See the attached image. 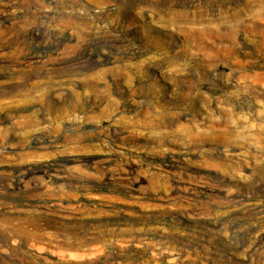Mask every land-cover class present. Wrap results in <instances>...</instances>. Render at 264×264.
Instances as JSON below:
<instances>
[{
  "label": "rangeland",
  "instance_id": "obj_1",
  "mask_svg": "<svg viewBox=\"0 0 264 264\" xmlns=\"http://www.w3.org/2000/svg\"><path fill=\"white\" fill-rule=\"evenodd\" d=\"M0 5V264H264V0Z\"/></svg>",
  "mask_w": 264,
  "mask_h": 264
},
{
  "label": "bare ground",
  "instance_id": "obj_2",
  "mask_svg": "<svg viewBox=\"0 0 264 264\" xmlns=\"http://www.w3.org/2000/svg\"><path fill=\"white\" fill-rule=\"evenodd\" d=\"M100 2H101V0H100ZM4 3V2H3ZM6 3H8V2H6ZM10 4V3H9ZM3 5V4H2ZM13 4H10V6H12ZM1 6V5H0ZM5 6V5H4ZM8 5L6 4V7H7ZM10 8V7H9ZM8 8V9H9ZM12 8V7H11ZM1 9V8H0ZM1 10H3V9H1ZM0 10V11H1ZM72 11V10H71ZM74 11V10H73ZM1 14V13H0ZM10 28V27H9ZM7 29H8V27H7ZM7 29H6V31H7ZM9 32V31H8ZM54 50V49H53ZM52 50V52H56L55 50L53 51ZM132 54L134 53V52H131ZM50 54V53H49ZM53 54V53H52ZM55 54V53H54ZM26 57V56H25ZM35 58V56H33V55H28L26 58H24L23 59V61L24 62H29V61H32L33 59ZM78 59H75V61H77ZM44 65V64H43ZM36 67H38V66H36ZM44 67V66H43ZM165 162H167V161H165ZM164 162V163H165ZM166 164H169V162H167ZM46 169H59L60 170V173L61 174H64V166H63V161H60V160H58V161H55V162H53L52 163V165H48V166H46ZM46 171V170H45ZM12 178H14L15 179V188L16 189H24V187L22 186V178H19L18 176H13ZM64 178V176H62L61 177V179H63ZM139 182V181H138ZM4 220V219H3ZM8 220V219H7ZM6 220V221H7ZM11 221V220H10ZM18 225V224H17ZM11 227V226H10ZM13 227V226H12ZM19 227V226H18Z\"/></svg>",
  "mask_w": 264,
  "mask_h": 264
}]
</instances>
